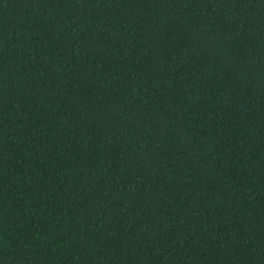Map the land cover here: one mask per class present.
I'll return each mask as SVG.
<instances>
[{
    "label": "trees",
    "instance_id": "1",
    "mask_svg": "<svg viewBox=\"0 0 264 264\" xmlns=\"http://www.w3.org/2000/svg\"><path fill=\"white\" fill-rule=\"evenodd\" d=\"M0 264H264V0H0Z\"/></svg>",
    "mask_w": 264,
    "mask_h": 264
}]
</instances>
